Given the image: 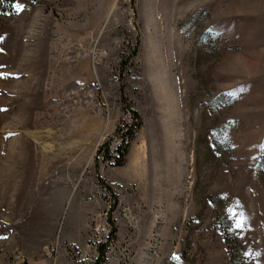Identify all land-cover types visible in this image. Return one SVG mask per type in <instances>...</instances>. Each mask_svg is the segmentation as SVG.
Returning <instances> with one entry per match:
<instances>
[{
  "label": "rangeland",
  "instance_id": "374dc122",
  "mask_svg": "<svg viewBox=\"0 0 264 264\" xmlns=\"http://www.w3.org/2000/svg\"><path fill=\"white\" fill-rule=\"evenodd\" d=\"M16 4L0 264H264V0ZM127 105L142 127L114 167Z\"/></svg>",
  "mask_w": 264,
  "mask_h": 264
},
{
  "label": "trees",
  "instance_id": "16d2710c",
  "mask_svg": "<svg viewBox=\"0 0 264 264\" xmlns=\"http://www.w3.org/2000/svg\"><path fill=\"white\" fill-rule=\"evenodd\" d=\"M18 1L20 0H0V15L13 13ZM125 111L131 114L133 123L126 127H122V125L118 127L115 138L120 137V141L114 151L111 149V142L114 138L103 144L98 151L102 162L112 163L114 167H124L126 165L131 145L142 127L140 116L135 110L127 105ZM225 236L228 237V234L225 233ZM104 254L103 251L101 256L104 257Z\"/></svg>",
  "mask_w": 264,
  "mask_h": 264
},
{
  "label": "built area",
  "instance_id": "2783aa9c",
  "mask_svg": "<svg viewBox=\"0 0 264 264\" xmlns=\"http://www.w3.org/2000/svg\"><path fill=\"white\" fill-rule=\"evenodd\" d=\"M56 252H57V245L54 242H52L45 249V255L48 258H52V256ZM13 264H34V263L30 262L28 259H26L23 256L19 255V256H16L15 260L13 261Z\"/></svg>",
  "mask_w": 264,
  "mask_h": 264
},
{
  "label": "snow or ice",
  "instance_id": "6c2138e0",
  "mask_svg": "<svg viewBox=\"0 0 264 264\" xmlns=\"http://www.w3.org/2000/svg\"><path fill=\"white\" fill-rule=\"evenodd\" d=\"M15 7L18 9V10H22L23 6L20 5V4H16Z\"/></svg>",
  "mask_w": 264,
  "mask_h": 264
},
{
  "label": "bare ground",
  "instance_id": "6f19581e",
  "mask_svg": "<svg viewBox=\"0 0 264 264\" xmlns=\"http://www.w3.org/2000/svg\"><path fill=\"white\" fill-rule=\"evenodd\" d=\"M137 172V171H136Z\"/></svg>",
  "mask_w": 264,
  "mask_h": 264
}]
</instances>
